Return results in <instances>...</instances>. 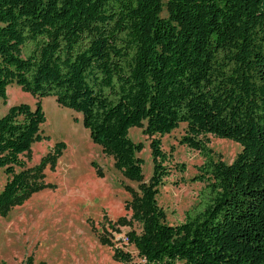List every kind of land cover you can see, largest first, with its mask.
<instances>
[{
  "label": "trees",
  "instance_id": "16d2710c",
  "mask_svg": "<svg viewBox=\"0 0 264 264\" xmlns=\"http://www.w3.org/2000/svg\"><path fill=\"white\" fill-rule=\"evenodd\" d=\"M10 84L80 112L131 181L142 179V145L128 132L146 122L153 172L133 201L142 231L126 236L141 261L116 251L120 264H264V0H0L3 104ZM44 122L40 102L0 118L1 215L32 191L38 169L23 156L45 138ZM181 124L180 145L203 158L194 177L203 187L169 225L156 201L169 175L156 136ZM208 134L240 146L231 164Z\"/></svg>",
  "mask_w": 264,
  "mask_h": 264
},
{
  "label": "rangeland",
  "instance_id": "374dc122",
  "mask_svg": "<svg viewBox=\"0 0 264 264\" xmlns=\"http://www.w3.org/2000/svg\"><path fill=\"white\" fill-rule=\"evenodd\" d=\"M6 93L7 103L0 99V118L12 106L27 104L34 108L40 102L45 115L40 135L45 138L33 142L23 156L26 168L38 169L32 191L0 214V264H20L27 258L31 264H120L115 259L116 251L139 263L134 246L122 239L130 231H142V221L133 216V201L140 196L141 184L149 182L154 166L149 146L152 137L144 133L146 122L128 132L134 143L142 145L138 154L142 179L131 181L115 166L113 155L92 141L80 112L57 105L54 97L32 95L16 84H10ZM186 130L181 124L169 135L156 136L167 155L163 165L169 172L156 201L169 225L183 222L184 213L197 203L203 187V183L194 181L202 156L180 145ZM206 138L225 164H231L241 151L231 140L213 134ZM58 143L65 148L55 156ZM48 155L50 160L43 163ZM5 183L6 175L0 169V193ZM123 220L126 223L121 224ZM101 237L111 244L101 242Z\"/></svg>",
  "mask_w": 264,
  "mask_h": 264
},
{
  "label": "built area",
  "instance_id": "2783aa9c",
  "mask_svg": "<svg viewBox=\"0 0 264 264\" xmlns=\"http://www.w3.org/2000/svg\"><path fill=\"white\" fill-rule=\"evenodd\" d=\"M122 242L128 243V238L126 237V238L122 239Z\"/></svg>",
  "mask_w": 264,
  "mask_h": 264
}]
</instances>
